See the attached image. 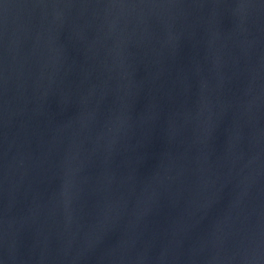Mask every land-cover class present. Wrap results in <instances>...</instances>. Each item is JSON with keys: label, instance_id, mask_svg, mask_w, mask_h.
Instances as JSON below:
<instances>
[{"label": "water", "instance_id": "1", "mask_svg": "<svg viewBox=\"0 0 264 264\" xmlns=\"http://www.w3.org/2000/svg\"><path fill=\"white\" fill-rule=\"evenodd\" d=\"M0 264H264V0H0Z\"/></svg>", "mask_w": 264, "mask_h": 264}]
</instances>
